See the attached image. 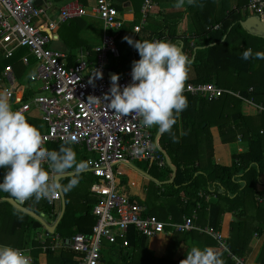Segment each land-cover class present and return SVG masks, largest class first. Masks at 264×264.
I'll return each mask as SVG.
<instances>
[{"label":"built area","instance_id":"obj_1","mask_svg":"<svg viewBox=\"0 0 264 264\" xmlns=\"http://www.w3.org/2000/svg\"><path fill=\"white\" fill-rule=\"evenodd\" d=\"M152 5V0H145V15ZM92 11L104 24L103 41L95 48L97 59L92 61L89 52H81L71 64L69 54L51 48L49 33L75 18L88 16L86 6L72 2L54 11L53 4L47 0H0V53L6 59H11L19 50L27 49L21 61L31 70L29 82L40 85L33 96L22 101L15 110L27 116L34 108L38 109L46 125V129L40 131L42 146L49 149L51 143L69 142L81 146L88 154V170L96 178L90 187V192L99 199L93 209L96 224L91 234L78 233L64 239L45 228L35 235V241L44 253L68 249L79 254L78 264H100L104 240L112 245L121 243L123 247H128L131 229L139 236L152 238L163 233L167 226L151 215L146 205L120 190L116 174L120 165L146 162L151 167L165 169L168 163L154 129L145 128L141 123L142 117L117 115L104 102L103 97L110 89L112 76L108 62L111 57L119 58L121 55L116 33L123 27L124 21L112 0H97ZM244 11L247 17L256 15L264 23V0H250ZM211 28L219 30L222 24ZM153 40L161 39L156 37ZM31 58H34V63ZM131 70L119 76L121 87L131 82ZM96 72L102 76H95ZM4 73L9 83L6 90L11 91L10 87H17L18 84L16 73L12 66H8ZM186 90L208 101L228 94L255 104L254 100L240 92L213 82L189 83ZM90 96L97 99L93 102L88 99ZM256 105L263 113L264 106ZM44 167L47 170V164ZM201 196L206 197V194L201 193ZM45 199L53 204L60 201L62 196L60 193ZM257 200H264V192L258 194ZM169 226L181 233L198 229L195 215L185 216L183 221ZM200 230L213 236L220 247L229 252L227 240L219 230L213 227ZM20 249L30 256L32 263L29 248ZM234 258L237 264H245L243 259Z\"/></svg>","mask_w":264,"mask_h":264},{"label":"crops","instance_id":"obj_2","mask_svg":"<svg viewBox=\"0 0 264 264\" xmlns=\"http://www.w3.org/2000/svg\"><path fill=\"white\" fill-rule=\"evenodd\" d=\"M47 1L53 4L54 11H58L61 7H64L72 2H78L89 9V15L85 18H75L66 23V25L64 24L65 27L63 25L55 32L49 33V35L51 37V48L69 54L72 60H70L71 64L74 62L75 56L81 52H89L90 60H96L98 53L94 48L101 45L104 35L103 21L92 11V7L97 4V0ZM112 1L119 11L124 24L123 27L116 33V40L120 48L121 56L119 58L112 57L108 62V68L110 72L120 76L125 71L132 69L133 61L140 59L137 50L126 42L125 37H130L134 41H144L149 40L156 33L168 36L170 32L174 31L179 37L189 41L191 45L195 42H199V45H201L204 39L197 37L198 28L202 27L201 25H197V23H200L199 21L206 22V20H208L207 23L209 24V20H212L214 15H217L218 11L221 12V10H223L226 14H228L229 11L237 9L239 3H243L244 7H246L250 0H202L194 13L190 10V4L187 3L178 8L175 6V0H152L153 5L147 15L143 13L145 0ZM244 9L242 11L247 15V12H245ZM204 10L208 13H205ZM181 13H184L182 21L175 27H169V24L166 23L165 16ZM172 18L174 17H171V19ZM81 21L85 23L84 26L80 24L82 23ZM72 22L73 24H71ZM68 26L70 27L68 28ZM209 27L212 26L209 25L207 28ZM250 34L255 37H262L256 35L254 31ZM251 42L250 48L255 46L256 52L264 53V48H258V40L252 39ZM176 45L188 56L189 59L192 58L189 52L185 49V44L182 40H180ZM193 60L194 59L191 60L188 78L185 82V90L183 93L187 97L188 107L178 117L179 131L176 137L177 139L179 137L180 141L178 143L179 145L176 146L175 149L178 151L180 158L191 157L194 155H196V157H203V161L201 162L205 167V171H209L211 164L215 163L222 166L230 165L232 163L233 155L245 153L249 149L250 144L244 137V135H246L243 130L244 128L242 129L241 125L237 126V124H243V119L240 116L244 115L243 117L249 122L250 127L260 131L264 130V118H262L263 114L259 111L255 101H253L255 103L253 104L247 100L231 95L234 97V99H232L233 101L228 102L229 105L224 108H219L218 104L221 101L208 104L206 102L201 103L198 100L189 97L187 95L189 92H187L186 87L189 83H194L192 81L197 78ZM225 60L226 59L219 64L221 69V80L225 84L224 88L242 93L241 90L243 89L244 82L241 83V81L244 80L250 82V80H252L253 87H251L250 90L253 89L255 91V85L260 84L259 75L260 73H264V59H255L253 61L252 74L248 80L246 79L247 77H239L235 72L229 70L230 68L228 66V62ZM217 76L218 75L215 74L214 79H216ZM25 85L27 88H24ZM39 88L40 85L38 83L29 84L28 76L26 81L24 79L21 81L18 80L17 87L14 90L8 91L6 89H0V91H5L10 96V103L13 110H15L22 102L21 99L25 96V94L30 93L31 96ZM257 90L264 92V86ZM13 96L14 100L12 98ZM262 98H264V96H262ZM248 99L254 100L253 98ZM261 104L259 103L258 105ZM193 116L207 117L212 124L209 126L208 123H204L202 130H199L198 132L193 129L191 130L190 125H188V134L186 133L187 136L183 138L185 134L183 121L185 118L189 119L193 118ZM29 117H31L30 119L34 122L33 126L36 128L40 123V129H38L39 131H44L46 129V125L42 122L38 109L34 108L30 112ZM225 120L235 122L233 123V132H228V128L223 124ZM158 133L159 130L157 131V134ZM232 137H236V139H232ZM225 139L229 140V142H225ZM77 149L79 152L78 160H82L84 150L80 147H77ZM211 153H213L212 159L210 157ZM196 166H200L198 161L189 166L188 169L191 172V169ZM181 168L183 170L185 169L183 165H181ZM86 170H88V168ZM86 170L84 171L86 172ZM158 170L160 169L157 167H151L146 162H135L132 165H120L118 167V173L116 174L121 192L132 196L138 203L146 205L149 213H152L154 216L158 217L161 221L167 224L166 230L152 238H148L146 241L142 239L138 243H130V246L128 247H123L121 243L118 245H112L104 240L102 243L103 249L100 264H159L158 261L164 258H170L176 264H181V261L186 258L187 251H189L193 246L200 248L212 247L220 255L223 264H237L234 256L228 251L222 249L220 245L217 244L218 242L214 240L213 236L200 230V228L211 227V213H214L211 209V205L217 204L220 199L215 190H213L212 193L202 192L206 194V197L202 196L205 199V204H202L201 207L198 206L192 211V213H190L189 207L192 202L188 205V197L185 195V191L183 190L181 192L179 196L180 198L171 197L170 188H165L163 183H161L157 177L159 173ZM88 172L91 173L90 171ZM90 175L91 181L93 176L92 174ZM3 176L4 169H0V179H2ZM170 180L171 179L165 181ZM261 182L262 183L258 184L257 190L259 192H264V176H262ZM86 191L85 193L88 194L89 197L97 199V196L89 193V188H87ZM217 191L222 190L218 189ZM88 196H81V199H86ZM256 201L257 203H249L248 208L243 209L242 212H225L220 221V232L224 235L226 240H229L230 238L231 225L234 222L239 220L250 227L248 231H246L245 235H237L238 240L243 238V241L240 243H248V246L241 249L240 244L237 245L243 254L241 259L245 261V264H256L257 262H259V264H264V200L258 201L256 199ZM54 204L56 207L54 215L46 214L45 212L41 213V215H43V219L49 225H54L58 220H61L60 215L62 212L63 202L60 200L56 201ZM225 205L228 206V203L226 202ZM56 214H58V217ZM193 215L196 216V225L198 226V229L192 232H177L169 226V224L183 221L185 216ZM4 221L5 220L0 217V244L10 246L11 244L14 245L15 243H2V240H7ZM252 221L260 226H255ZM44 229L45 227L43 226L42 228L32 230L31 232H27L25 234V241H27L26 248H29V253L33 259L31 264H36V257L32 254L34 248L32 245L33 238L37 232H43ZM253 229H255L254 233H252ZM18 231H20V229H18ZM61 251L62 250L59 249L55 252L54 256H59ZM38 261L39 264H47L50 260L43 252L39 256ZM54 262L55 264H58L56 260H54Z\"/></svg>","mask_w":264,"mask_h":264},{"label":"trees","instance_id":"obj_3","mask_svg":"<svg viewBox=\"0 0 264 264\" xmlns=\"http://www.w3.org/2000/svg\"><path fill=\"white\" fill-rule=\"evenodd\" d=\"M201 1L202 0H195L193 4H190V10L192 13L195 12ZM244 8L245 7L243 3H239L237 9L229 11L228 14H226V12L223 10H221V12L218 11L217 15H214L212 20H209V24L207 23L208 20H206V22L199 21L200 23H197V25H201L202 27L198 28L197 37L204 39L201 45H199V42H195L193 45H191L189 41L179 37L174 31L170 32L168 36L156 33L149 39V41H152L154 38L158 37L161 40L164 39L177 44L180 40H182L185 44V49L187 52H189L190 56H192V58L189 60L191 61L194 59L193 64L195 65L197 74L196 80L192 81L194 84L213 82L224 88L225 84L221 80V69L219 67V64L223 62L224 59H226L225 61L228 62V66L230 68L229 70L235 72L239 77H247L246 79L248 80L252 74L253 61L255 58L245 61L241 58L242 53L246 49H251L254 50L252 52L255 54L256 47L253 46L250 48L252 39L258 40V48L263 49L264 38L255 37L243 28L242 21L247 16L242 11ZM204 12L208 13L206 10H204ZM183 15L184 13L170 16L166 15V23L169 24V27H175L182 21ZM171 17L174 18L171 19ZM81 22L82 23L80 24L84 26L85 23H83V21ZM71 24H73V22ZM217 24H222V28L219 30H214L211 27L207 28L209 25L213 27ZM69 27L70 26H68V28ZM27 52V49H21L11 59H6L3 54L0 53V89L9 88V83L3 77V73L8 66L13 67L16 77L19 81L23 80L28 67L23 64L21 57ZM31 61L34 63V58H31ZM215 74L218 75L216 79H214ZM259 77L260 84L255 85L256 89L252 92H250V88L253 87V81L250 80V82L252 81L250 84L249 81L242 80L241 83L244 82V86L241 90V94L247 98H253L256 104L262 103L261 105L264 106V98H262V96H264V92L257 90L264 86V73H260ZM187 95L201 103L206 102L211 104L221 101L218 104L219 108H224L225 106L229 105L228 102L233 101L232 99H234L233 96L228 94L213 101H208L200 97L193 96L190 93H187ZM32 96L33 94L30 96V93H27L21 99V101H26ZM261 114H263L262 118H264V112ZM243 116H240L243 119V124H237V126L241 125L242 129L244 128L243 130L246 134L244 137L249 141L250 144L249 149L245 153L233 155L232 163L230 165L222 166L215 163L211 164L209 171H205L204 169L205 167L201 162L203 161V157H196V155L186 158L179 157V153L175 149L176 146L179 145L178 143L180 141L179 137L178 139L176 137L179 131L178 117L171 133H161V136L158 140L161 150L168 154L174 166L177 167L176 177L173 183L167 185V187L171 190V197L180 198L179 196L184 190L185 195L188 197V205L192 202L191 206L189 207L190 213H192V211L198 206L201 207L202 204H205V199L201 196V193H212L213 190H215L220 199L217 204L211 205V209L214 211V213H211L210 225L219 231L221 228L220 221L225 212H242L243 209L248 208L249 203H257L256 199L260 193L257 190V186L259 183H262L261 178L264 176V132L262 133L263 130L260 131L252 129V127L249 125V122ZM26 118H29L30 124H34L29 115H27ZM204 123H208L209 126L212 124V122L207 117L193 116V118H185L183 121V128L185 132L183 138L187 136L186 133L188 134V125H190L191 130L193 129L194 131L198 132L199 130H202ZM233 123L235 122H232L231 120H225L223 123L224 126L228 128L229 133L233 132L234 130ZM37 129H40V123ZM157 131L158 130H154L155 134H157ZM233 138L236 139V137H232V139ZM224 141L229 142L227 139ZM62 144L63 143H51L49 144V150H58ZM68 144L69 143H66L64 145ZM71 146L76 151L78 159V146L75 144H71ZM210 157L211 159L213 158V153L210 154ZM82 160L88 163V154L85 152V150ZM197 161L200 163V166H196L195 168L191 169L192 171L190 172L188 167ZM181 165L185 167L184 170L181 168ZM85 173L86 172L84 171L80 175H85ZM172 176L173 171L169 166L165 169H160L159 174L157 175L160 181L169 180L172 178ZM68 178L69 177L63 178L61 182L64 184V181L67 182ZM95 181L96 178L93 176L91 181H89V193H91L90 187ZM218 189L222 191H217ZM73 190L74 191H70L69 193L65 194L66 210L56 229V233L64 239L72 237L78 233L89 235L93 232V227L96 224V217L93 214V209L95 204L98 203L99 199L89 197L88 194H86L87 191L86 193L78 191L76 194L77 191L75 189ZM85 195L88 196V198L82 200L81 198L85 197ZM1 197L10 196L7 193H3L0 198ZM226 202L228 203V206L225 205ZM24 206L35 211L39 215H41L42 212L54 215L56 208L54 203L51 204L45 198H42L39 201H36L34 198L29 199L24 202ZM0 217L5 220L4 228L5 233L7 234V240H2V243H15L14 245L11 244V246L13 245L16 248H26L27 241H25V234L27 232H31L32 230L43 227V225L37 219L20 211L8 202L0 203ZM249 228V226L239 220L231 225V235L229 240H227L226 246L233 256L238 258L243 257V254L237 245L240 244L241 249L245 246H248V243H240L243 241V238L238 240L237 235H245ZM18 229H20V231H18ZM254 230L255 229H253L252 233H254ZM128 239L129 243H138L142 239L146 241L148 238L139 236L133 229H131ZM32 245L34 247L32 254L34 257H36V264H39L38 258L43 253V251L40 244L35 241V237L33 238ZM45 254L50 260L47 264H55L54 260H56L58 264H78L80 258L78 253L68 249L62 250L59 256H54L55 252L53 251H48ZM158 262L159 264H176L170 258L160 259ZM256 264H259V262Z\"/></svg>","mask_w":264,"mask_h":264},{"label":"clouds","instance_id":"obj_4","mask_svg":"<svg viewBox=\"0 0 264 264\" xmlns=\"http://www.w3.org/2000/svg\"><path fill=\"white\" fill-rule=\"evenodd\" d=\"M195 0H175L176 7ZM140 57L132 62L131 82L123 87L119 75L110 78V89L103 100L117 115L142 117L145 128H158L160 133H171L177 117L188 107L183 94L191 61L173 42L168 40L134 41L125 37ZM243 60L264 59V53L246 49ZM101 77L102 74H94ZM95 101L97 98H88ZM47 164V170L44 165ZM89 167L78 160L71 146L62 144L58 150L42 146L40 131L30 124L25 114L13 110L10 96L0 91V193H7L19 201L51 198L67 194L78 186L80 174ZM51 173V174H50ZM68 178L63 184L60 178ZM0 264H31V258L20 248L0 244ZM181 264H223L212 247L193 246Z\"/></svg>","mask_w":264,"mask_h":264},{"label":"water","instance_id":"obj_5","mask_svg":"<svg viewBox=\"0 0 264 264\" xmlns=\"http://www.w3.org/2000/svg\"><path fill=\"white\" fill-rule=\"evenodd\" d=\"M242 26L245 30H247L248 32H252L254 31L256 35L262 36L264 37V23L260 20V18L256 15H250L248 17H246L243 21H242ZM111 75H114V73L110 72ZM14 100V96L12 97ZM161 136V133L159 132L157 134V140H159V137ZM164 154L166 155V159H167V163L168 166L172 169L173 171V176L171 178L170 181H165V182H161L163 184H169V183H173L175 177H176V167L173 165L172 160L170 159V157L168 156L167 153L164 152ZM89 171V170H86ZM67 177V176H66ZM64 177V178H66ZM63 179V178H60ZM62 196V202H63V206H62V212L60 215V218L63 217L65 210H66V201H65V194L61 193ZM3 201H7L9 202L11 205H13L15 208L19 209L20 211L29 214L30 216L34 217L35 219H37L48 231L54 233L56 232L58 223L60 220H58L54 225H49L44 219H43V215H39L37 214L35 211L30 210L28 208H26L24 206L23 201H19L16 200L15 198L12 197H1L0 198V202Z\"/></svg>","mask_w":264,"mask_h":264},{"label":"rangeland","instance_id":"obj_6","mask_svg":"<svg viewBox=\"0 0 264 264\" xmlns=\"http://www.w3.org/2000/svg\"><path fill=\"white\" fill-rule=\"evenodd\" d=\"M245 14V13H244ZM5 72V71H4ZM30 73H31V70L28 68L27 70H26V74H25V77L23 78L25 81L28 79V76L30 75ZM3 77H4V79L7 81V78H6V76H5V73H3ZM29 84H34V83H32V82H29ZM16 87H14V88H11L10 87V89L11 90H14ZM27 120H28V122H29V118H27ZM153 129L154 130H157L158 128L157 127H153ZM156 169V168H155ZM158 171H160V170H158ZM91 173H89L88 171H86V173H85V175H80V178H79V183H78V186L77 187H75L74 189L77 191L76 192V194L78 193V191H80V192H85L86 191V189L87 188H89V181H90V178H91V175H90ZM159 174V173H158ZM161 182H165V180L164 181H161ZM68 183V181L67 182H65L64 181V184H67ZM164 186H165V188L167 187V184H163ZM168 188V187H167ZM252 223H254L255 224V226H260V225H257L254 221H252ZM253 224V225H254ZM120 249V248H119Z\"/></svg>","mask_w":264,"mask_h":264},{"label":"bare ground","instance_id":"obj_7","mask_svg":"<svg viewBox=\"0 0 264 264\" xmlns=\"http://www.w3.org/2000/svg\"><path fill=\"white\" fill-rule=\"evenodd\" d=\"M76 146H78V147H80L82 150H84L81 146H79V145H76Z\"/></svg>","mask_w":264,"mask_h":264}]
</instances>
